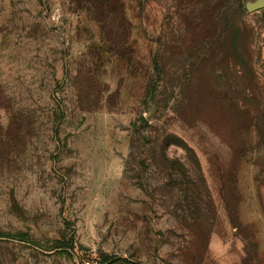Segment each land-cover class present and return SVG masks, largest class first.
<instances>
[{"label":"rangeland","instance_id":"1","mask_svg":"<svg viewBox=\"0 0 264 264\" xmlns=\"http://www.w3.org/2000/svg\"><path fill=\"white\" fill-rule=\"evenodd\" d=\"M116 260L264 264V0H0V264Z\"/></svg>","mask_w":264,"mask_h":264},{"label":"trees","instance_id":"2","mask_svg":"<svg viewBox=\"0 0 264 264\" xmlns=\"http://www.w3.org/2000/svg\"><path fill=\"white\" fill-rule=\"evenodd\" d=\"M103 261L104 262H109V258L106 257V258H103ZM117 263H121V264H130L129 262L127 261H121V260H116Z\"/></svg>","mask_w":264,"mask_h":264}]
</instances>
